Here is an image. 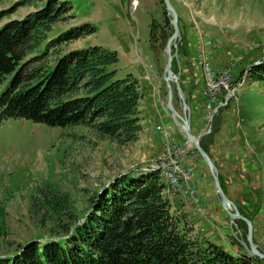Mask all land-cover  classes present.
I'll list each match as a JSON object with an SVG mask.
<instances>
[{"label": "rangeland", "instance_id": "374dc122", "mask_svg": "<svg viewBox=\"0 0 264 264\" xmlns=\"http://www.w3.org/2000/svg\"><path fill=\"white\" fill-rule=\"evenodd\" d=\"M44 1L0 0V8L15 7L0 19V23L20 18L40 8ZM63 1L69 3L70 9L51 23L44 36H39L40 33L35 36L40 38L38 44L25 48L26 52L20 61L25 62V68H36L35 72L39 73L44 71L43 68L51 69L56 58L69 48L96 44L114 51L117 59L106 67L113 70L115 78L129 74L136 79L140 92L136 107L140 129L135 139L118 142L110 136L99 134L90 125H46L20 116L1 118L0 255L16 253L18 247L28 241L42 242L63 235L55 231H62L60 227L69 219L66 212L72 214V219L68 221L69 225L72 223V228L73 223L82 220L91 210L95 194L100 193L107 183L124 172L134 174L151 169L150 161L164 148V132L159 129V123L142 127L140 119L143 116L138 114L142 112L143 115L145 110V117L148 115L152 120L157 117L151 104V87L159 88L162 99L166 96V86L161 78L165 40L162 41L160 37H167L172 25L162 1ZM169 1L176 12L178 27L177 56L173 58L171 69L177 74L187 105L184 111L188 112L189 118L191 116L198 121V127H204L205 133L199 136V144L206 151L207 141H214L217 134L222 135L221 132L224 134V150L220 149L225 152L224 165L218 162L216 165L213 161L219 183L238 211L254 219L258 229L257 240L264 248V242L259 238V228L264 227V80H255L251 76V65L264 57V0ZM151 20L157 22V26L149 34ZM84 23L91 25L93 31L44 48L49 38ZM205 37H210L215 43L212 55L214 65L222 66L231 58L235 62L231 80L232 85L236 86L235 97L210 119L203 117L202 102L200 105L201 81L197 70L199 77L202 71L197 69L194 62L195 51L199 57L202 49L206 50ZM11 74L7 73L1 78L0 90ZM171 90L173 106L181 112V103L176 97L172 81ZM190 99L195 108L191 107ZM170 119L169 116L167 122ZM172 131L178 138L184 137L176 125ZM195 153L198 163L196 170L199 166L204 168L211 185L214 207L218 209L212 212L213 216L217 215L226 221L230 245L243 247L241 242H245V223L236 217L232 221L229 219L219 204L205 163ZM158 172L162 177V194L169 210L178 212L174 207H180L183 198L195 210L192 199L179 195L175 184L171 183L174 187L171 186L163 173ZM47 187L68 196L67 206L59 216L53 213L40 214L42 210L35 212L33 197H37L40 189ZM168 194L178 200L171 197L170 200ZM186 218L191 225L190 218ZM191 235L197 237L193 227ZM197 239L199 242L204 240Z\"/></svg>", "mask_w": 264, "mask_h": 264}, {"label": "trees", "instance_id": "16d2710c", "mask_svg": "<svg viewBox=\"0 0 264 264\" xmlns=\"http://www.w3.org/2000/svg\"><path fill=\"white\" fill-rule=\"evenodd\" d=\"M70 7L63 0H45L40 8L0 23V80L12 72L0 90V119L20 116L46 125H90L118 142L133 140L140 129L136 109L140 92L134 77L115 78L113 70L107 69L117 59L114 51L96 44L69 48L51 69L39 73L20 61L25 48L38 44L40 38L35 36H44ZM14 8H0V19ZM156 26L151 20L149 34ZM92 31L87 23L68 28L49 38L44 48ZM149 43L152 46L151 37ZM251 76L264 80V57L251 65ZM161 178L153 168L120 174L95 194L91 210L72 228L68 223L72 214L65 213L69 219L62 231H55L63 235L28 241L16 253L1 254L0 264L253 263L245 253L233 255L191 235L185 213L169 210ZM33 198L35 212L57 216L68 202L65 193L48 187Z\"/></svg>", "mask_w": 264, "mask_h": 264}, {"label": "built area", "instance_id": "2783aa9c", "mask_svg": "<svg viewBox=\"0 0 264 264\" xmlns=\"http://www.w3.org/2000/svg\"><path fill=\"white\" fill-rule=\"evenodd\" d=\"M205 38V58H197L195 51L194 62L197 69H205V77H199L200 93L203 98V117L210 119L219 108L229 104L231 98L235 97L236 86L231 82L232 66L235 62L231 58L222 66L214 65L212 55L215 43L210 37ZM174 125L171 119L168 122L159 121V129L165 134L166 149H160L150 163L161 162L170 166L169 177L175 182L176 191L179 195L192 199L198 214H205L195 186L197 160L186 158L191 151L194 152L193 146L185 136L178 138L175 135L172 131Z\"/></svg>", "mask_w": 264, "mask_h": 264}, {"label": "crops", "instance_id": "0c3cea01", "mask_svg": "<svg viewBox=\"0 0 264 264\" xmlns=\"http://www.w3.org/2000/svg\"><path fill=\"white\" fill-rule=\"evenodd\" d=\"M178 70H179V68H178ZM179 71L181 72V69ZM197 74H198V78H199L198 70H197ZM157 87H159V86L157 85ZM186 88H187V86H186ZM174 89H175V87H174ZM149 90H150L149 92L151 94V100H152L151 104L154 107L153 113H155L158 118L156 117L152 120V119H150V117H148V115H147V117H145V115H146L145 110H143V115H141L142 112L141 113L139 112L138 113L139 116H143L140 119V123H141L142 127L149 126L151 123L156 124V123H159V121L167 122V120H169V114L165 110V108L163 106V102L160 101V99L158 101L160 104L157 102V99L161 96L159 88L155 89L154 87H151ZM155 93H156V95H155ZM165 94H166V92H165ZM200 95H201V93H200ZM155 96H156V98H155ZM164 99H165V97H164ZM171 101L173 104L172 99H171ZM201 102H202V96H201L200 105H201ZM190 105H191V107L195 108L194 103L191 102V99H190ZM137 108H138V106H137ZM189 126H190L191 131L194 134H198L199 136H201V134L205 133L204 129H203L204 127L203 126L198 127V121L193 119L191 116L189 118ZM220 134H222V135L218 136V134H217V136L214 137V141H213V139L207 141V151H208L209 155H211V157H212L213 161L216 163V165H218L217 162L220 163L221 165H224L225 152L221 151V150H224L222 145L225 141V137H224V134L222 132ZM187 158L197 160V156H196L195 151L194 152L191 151L188 154ZM215 158L216 159L218 158L217 159L218 161H216ZM197 165H198V163H197ZM205 174L206 173L204 171V168H202L200 166L197 170H195V175H196L195 186H196V190H197V193L199 195V198L203 202L205 214H198L193 209L192 205H190V202L188 200H186L185 198L180 200V202L182 203L180 205V207L179 206L174 207L175 210L184 212L186 214V216L188 218H190L191 225L194 229V232L197 234V238L209 240V241L219 245L224 250H226L227 252H229L233 255L238 254V253H245L244 247H239V246L234 247V246L230 245V243H229L230 238H228V234L230 235V231L227 230L229 228L226 225V221L224 219L218 218L217 215L213 216L212 212H217L218 209L216 210V207H214V203H213L214 201L212 200L211 185L208 183V179L206 178ZM197 177H198V179H197ZM172 196H170V194H168L169 198L170 197L172 198ZM171 198H170V200H171ZM173 200L176 201L178 199L175 198ZM176 207H178V208L176 209ZM250 220L252 223L253 240H254L257 248H259L261 251L264 252V248L260 246L261 243L257 240V237H256V233L258 232V229H256V227H255L256 222L254 221L253 218ZM261 231H262V233H261ZM263 231H264V227L259 228V232H260L259 238L261 241L264 242ZM252 264H264V260H260V259L253 257V263Z\"/></svg>", "mask_w": 264, "mask_h": 264}, {"label": "water", "instance_id": "95a60500", "mask_svg": "<svg viewBox=\"0 0 264 264\" xmlns=\"http://www.w3.org/2000/svg\"><path fill=\"white\" fill-rule=\"evenodd\" d=\"M164 10L169 14L170 16V22L172 25V30L170 34L166 37L164 41V61H163V68L161 71V77L162 80L165 83L166 86V96L165 99H162L160 96V101L163 102V106L167 113L169 114L170 118L174 122V124L177 126L178 129L184 134L186 138H188L193 146V149L197 152V154L201 157L203 162L205 163L212 179V185L214 188L215 193L218 196L219 204L222 207V209L226 212L229 219L232 221L233 218H239L244 221L245 223V242H241V244L244 247L245 254L247 256H255L259 259L264 260V253L259 251L255 245V243L252 240V223L251 220L246 217L245 215L241 214L236 205L233 203L231 199L228 198V196L223 191L219 179L217 176V168L212 160V158L209 156L207 151L199 144V135L194 134L189 126V114L188 112L184 111L186 102L184 100L181 87L179 85V82L177 81V74L174 73L171 69V61L174 57L177 56L176 51V39L178 38V27L176 23V12L171 5L169 0H161ZM171 81L174 83L176 96L179 98L182 111L179 112L175 109V107L172 104L171 101Z\"/></svg>", "mask_w": 264, "mask_h": 264}, {"label": "bare ground", "instance_id": "6f19581e", "mask_svg": "<svg viewBox=\"0 0 264 264\" xmlns=\"http://www.w3.org/2000/svg\"><path fill=\"white\" fill-rule=\"evenodd\" d=\"M196 56H197V50H196ZM197 58H205V50L204 49H202V51L199 54V57L197 56ZM201 71H202V72H200L201 77H205V69H201ZM186 108L187 107L185 106V109ZM164 139L165 140H164V148L163 149H166V138H165V134H164ZM151 164H152L151 168L156 169L158 171H161L163 173L164 177H166L169 180L168 183H170L171 186H173L172 184H175V182L169 177V174H170V166L166 165L165 163H161V162H152Z\"/></svg>", "mask_w": 264, "mask_h": 264}]
</instances>
